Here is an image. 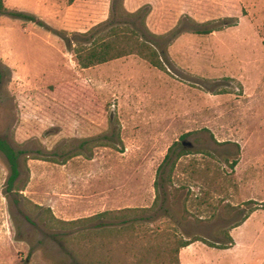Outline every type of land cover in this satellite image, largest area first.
I'll return each mask as SVG.
<instances>
[{
  "label": "rangeland",
  "instance_id": "374dc122",
  "mask_svg": "<svg viewBox=\"0 0 264 264\" xmlns=\"http://www.w3.org/2000/svg\"><path fill=\"white\" fill-rule=\"evenodd\" d=\"M24 6L39 23L0 11V136L26 151L12 191L0 152V264H176L189 239L229 244L256 207L247 189L264 181V0H203L198 22L146 17L151 31H171L162 39L142 15L124 18L119 27L147 35L170 70L128 55L108 64L103 85L84 76L76 51L106 5ZM174 142L187 151L156 189ZM119 196L121 209H151L86 219L119 210L92 207ZM181 250L180 264H192Z\"/></svg>",
  "mask_w": 264,
  "mask_h": 264
},
{
  "label": "crops",
  "instance_id": "0c3cea01",
  "mask_svg": "<svg viewBox=\"0 0 264 264\" xmlns=\"http://www.w3.org/2000/svg\"><path fill=\"white\" fill-rule=\"evenodd\" d=\"M3 2L9 9L18 10L25 7L24 0H3ZM39 2L42 3L43 0H39ZM84 3L87 6H102V4H105L107 13L104 15V19H102L101 22L108 19L111 0L104 2L98 0H84ZM123 4L126 11L130 13L136 12L143 6H148L152 11H150L146 17L148 20L156 18L153 20L156 21V23H166L167 21H171V18H174L172 22L177 23L183 16H188L198 22L197 15L203 8V0H124ZM159 9H165V11L161 13L158 11ZM40 13L41 12H37L35 15L37 16ZM152 32L160 34L154 30ZM117 59L89 68H82L81 71L94 85H103L100 83L109 80L106 78V75H112L113 73L112 67L108 64ZM134 70L136 71V69ZM114 80L116 81L117 79ZM258 161L264 162V154L259 155ZM247 191L250 193L247 196V200L256 202V207L249 212L244 222L231 228L229 236L230 241L233 240V243L230 242V245L226 248H220L217 246H210L202 241H195L188 246L182 247L181 252H183L182 256H184L185 260L192 264H194L193 261L205 264L206 260L214 264H264V206L262 205L264 204V181H259V185H255L252 188L250 187ZM130 200H133V198ZM122 202V196L115 199L100 198L98 202L92 204V207H95V205L106 206L107 203H114L116 204L115 209H121L124 207L122 206ZM131 206L132 205H126L125 207L130 208ZM106 210L108 209L104 208L102 212ZM109 210L113 209L109 207ZM197 243H202V246L197 245Z\"/></svg>",
  "mask_w": 264,
  "mask_h": 264
},
{
  "label": "trees",
  "instance_id": "16d2710c",
  "mask_svg": "<svg viewBox=\"0 0 264 264\" xmlns=\"http://www.w3.org/2000/svg\"><path fill=\"white\" fill-rule=\"evenodd\" d=\"M124 0H113L111 6V12L109 18L101 23H98L88 31L81 33L82 36H91L89 45L83 46L77 49V60L81 67L89 68L98 64L106 63L108 61L121 58L124 56H128L131 54H136L143 58L144 60L148 61L152 66L165 71L169 72V66L166 62V58L163 52H160L157 45L147 37V35L139 33L138 30L133 28H127L128 30L124 29L123 27H119L120 25L128 24L129 22L123 20L124 18H137L142 15V24L147 32L151 34V36L155 38H166L170 32L166 34H156L153 33L146 24V16L148 13L147 8L148 6H143L138 9L134 13H130L126 11L123 4ZM0 11L2 13H6L7 15H12L19 18H25L27 20L37 21L39 23V17L35 14L28 13L26 11L9 9L4 5L3 0H0ZM116 19V20H115ZM120 20V21H119ZM133 24V23H132ZM228 24V23H227ZM105 26H110L107 31L101 33ZM102 29V30H101ZM215 29H206L201 31L202 33H212ZM3 74L0 69V83L2 80ZM185 137V135H183ZM179 145L177 142H174L167 150V153L164 157L163 162L160 164L157 174L158 179L155 180V188H159V178L161 176V172L164 169L165 165L168 164L171 159L172 155L175 154V159L171 163V169H173L176 165V160L179 159L182 155L186 153V149L184 147H178ZM0 152H2L6 158L8 159L9 167H10V175L7 181L8 190L12 191L15 182L21 175V157L23 154L26 153L23 149H16L14 148L8 140L0 136ZM234 161L232 164H235ZM249 202H254L250 200ZM256 204V202H254ZM258 204V203H257ZM264 206V204H263ZM151 208L144 207V208H124L119 209L116 211H103L101 213L95 214L93 216L87 217V220H91L94 218L100 217H108V216H120L122 217L125 213H136L139 211L148 212ZM66 222V221H62ZM105 226V225H104ZM195 241H202L210 246H217L210 241L197 237L196 239H189L188 241L182 243L176 249L175 261L176 264H180L179 259V252L180 248L188 246ZM233 243V240L230 241ZM230 244L222 246L220 248H226Z\"/></svg>",
  "mask_w": 264,
  "mask_h": 264
},
{
  "label": "water",
  "instance_id": "95a60500",
  "mask_svg": "<svg viewBox=\"0 0 264 264\" xmlns=\"http://www.w3.org/2000/svg\"><path fill=\"white\" fill-rule=\"evenodd\" d=\"M184 144H187V145L191 146V143H190V142H187V143H186V142H184Z\"/></svg>",
  "mask_w": 264,
  "mask_h": 264
}]
</instances>
